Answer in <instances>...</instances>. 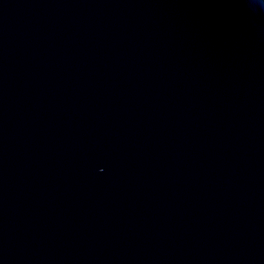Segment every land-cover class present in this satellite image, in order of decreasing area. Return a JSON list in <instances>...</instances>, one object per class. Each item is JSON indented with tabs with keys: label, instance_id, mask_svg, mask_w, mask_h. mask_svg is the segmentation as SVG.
<instances>
[{
	"label": "water",
	"instance_id": "obj_1",
	"mask_svg": "<svg viewBox=\"0 0 264 264\" xmlns=\"http://www.w3.org/2000/svg\"><path fill=\"white\" fill-rule=\"evenodd\" d=\"M0 264H264V0H0Z\"/></svg>",
	"mask_w": 264,
	"mask_h": 264
}]
</instances>
